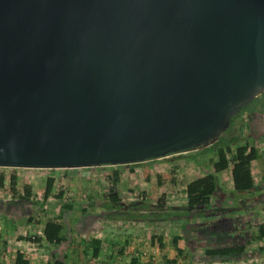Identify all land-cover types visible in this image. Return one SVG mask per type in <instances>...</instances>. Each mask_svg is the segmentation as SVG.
Listing matches in <instances>:
<instances>
[{
	"label": "water",
	"instance_id": "obj_1",
	"mask_svg": "<svg viewBox=\"0 0 264 264\" xmlns=\"http://www.w3.org/2000/svg\"><path fill=\"white\" fill-rule=\"evenodd\" d=\"M263 93L264 0H0V168L196 152Z\"/></svg>",
	"mask_w": 264,
	"mask_h": 264
},
{
	"label": "rangeland",
	"instance_id": "obj_2",
	"mask_svg": "<svg viewBox=\"0 0 264 264\" xmlns=\"http://www.w3.org/2000/svg\"><path fill=\"white\" fill-rule=\"evenodd\" d=\"M263 99L264 94H259L244 110L251 109ZM239 116L238 113L232 118L228 128L237 124ZM224 140L219 141V145ZM233 151L234 146L231 147V153ZM230 156H227L228 159ZM209 157L206 156L203 162L195 161L189 165L177 164L178 158L174 156L139 165L119 166L116 169L117 178L113 176L110 167L61 170L0 168V264H10L12 255L19 249L33 251L47 247L41 234V227L47 221L63 226L61 242L56 246L50 245L53 249L64 247L68 238L66 227L75 225L80 233L83 229L78 223L85 221L93 231L88 238L96 239V235L106 233V249L110 248L113 256L124 255L123 264H197L198 260L211 262L213 260L203 256L204 249L210 246L201 248L195 243L202 245L206 241L222 240L228 244L244 246L242 257H230L231 260L227 261L229 264H264V241L254 243L249 240L255 226L264 222V207L256 206L258 198L255 194L237 193L233 188H228V209L216 218L207 220L205 230L197 231L194 228L191 233L188 231V219H179L186 216L191 217L192 222L200 219L198 213L185 209L183 186L201 174H211L208 170ZM257 169L258 165L254 163L252 172L255 180H258ZM11 177L14 178L13 186L10 183ZM48 178L53 179V184L48 198H44ZM25 186L29 188V197L23 200ZM110 195L116 196L115 202L109 199ZM160 197L164 201V208L156 206V200ZM64 206L70 208L64 209L63 216L59 217ZM211 209L215 213L221 211L215 205ZM155 214L162 215L163 220L151 216ZM159 231L170 237H174L175 233L183 235L181 254H176L171 241L163 252L150 249V243L158 247V237L154 233ZM195 231L198 237H194L192 242L188 241L191 239L189 235H195ZM212 231L223 233L211 235ZM83 239L80 238L79 244L88 248L87 241L83 242ZM75 242L76 239H73L72 243ZM258 246L263 252L258 250ZM87 255L89 262L92 257L91 254Z\"/></svg>",
	"mask_w": 264,
	"mask_h": 264
},
{
	"label": "crops",
	"instance_id": "obj_3",
	"mask_svg": "<svg viewBox=\"0 0 264 264\" xmlns=\"http://www.w3.org/2000/svg\"><path fill=\"white\" fill-rule=\"evenodd\" d=\"M264 94V93H263ZM237 125L240 126V133H234L233 132V136H236L237 139L240 141L239 145H246L247 149L249 148H254L256 150L257 153V158L256 160L252 161L250 164V172L254 181V189L252 191L251 194H255V197L258 198L256 203V206H258L259 208L264 207V99L260 100L257 104H255L251 109L249 110H245L242 113V117L240 119H238ZM246 132V133H244ZM241 143V144H240ZM200 151V150H199ZM196 151L197 153L194 154L195 152L192 153H187V154H183L180 155L179 157H177V164L179 165H183V164H192L195 163V161H199V162H203L204 158H206V156L210 155V160L211 161H215L216 157L214 152L212 151ZM256 163L258 165V169H257V179L255 180V177L253 176V172H252V166L253 164ZM208 170L211 171L212 174V168L209 165L208 166ZM207 170V171H208ZM230 170V171H229ZM207 173V172H206ZM210 173V172H209ZM207 174H201L200 176L191 179L189 181H187L183 188L185 187L186 184H188L189 182L196 180L198 178H201ZM227 181V182H226ZM228 188H233V190L235 191V187H234V182H233V175H232V166H228L225 170L221 171L220 173H218L216 175V190L214 192V194L212 195L210 202H209V206L210 208L213 207L214 205L216 206L217 209H220V212L217 213H213L210 214L211 216H206L204 218H200V219H196L197 224H204V222H206L207 220L213 218H216L218 215H221L223 213L226 212V210L228 209L226 206V202L228 201V197H227V193L226 190ZM243 194V193H242ZM263 222V221H262ZM192 223V222H191ZM180 224H182V221H180ZM190 224V223H189ZM79 226H81V228L83 229L80 233L78 232L77 229H75V225H71L69 227H66V236H68V238L66 239V241L64 242V247H62L61 249H53L52 246L47 245L44 246V248L36 250L33 249V251H22L19 249V253L22 254L23 259L27 260L28 264H50L53 260H59L62 261L64 264H91V262H100V264H123L125 262V257L124 255L122 256H113L110 251L111 249H106V243L104 236H106V233L101 232L99 235H96V239H98L100 241V250H99V254L96 258H92L91 261H87L86 257H89L88 255L86 256V253L90 255V249L87 248L85 245H81L79 244V240L80 238H87L89 237L90 234L93 233L91 227L88 226V223H78ZM100 227V226H99ZM80 228V229H81ZM97 228V227H96ZM90 229V230H89ZM42 230V227H41ZM86 231V232H84ZM160 233H154L158 238L161 239V243L163 244V248L162 249H158V247L156 246V244H149L150 249L153 250H160V251H164L166 249V247L169 245V242L171 241L170 236H168L166 233H161V231H159ZM73 233V234H72ZM75 233V234H74ZM86 233V234H85ZM218 233H223L222 231H217V232H210L211 235H217ZM71 236V237H70ZM174 236H182L183 235L181 233H175ZM194 237H198L195 236L194 234L191 235V239L188 240L190 242H192L191 240L194 239ZM76 239L75 243H72V240ZM184 239V237H183ZM180 242H182L184 244L183 240H178L177 241V247L179 249H183L182 244H180ZM200 245L201 248H203L204 246L206 247V245H209V248H222L224 246H229L231 244H228V242H226V240H222L221 241H206L204 243L199 244V243H195ZM130 246V245H129ZM204 247V248H205ZM132 248V247H130ZM127 248L126 249H130ZM42 250V252H40ZM113 250V249H112ZM44 251V252H43ZM47 252V253H46ZM14 253V252H13ZM110 253V254H108ZM115 253V251H114ZM14 255V254H13ZM12 255V258L10 260V264L14 263V256ZM201 257V256H200ZM201 259V258H200ZM213 260V259H211ZM204 262V263H203ZM197 264H229L228 262H219L217 260H213V261H201L198 260Z\"/></svg>",
	"mask_w": 264,
	"mask_h": 264
},
{
	"label": "trees",
	"instance_id": "obj_4",
	"mask_svg": "<svg viewBox=\"0 0 264 264\" xmlns=\"http://www.w3.org/2000/svg\"><path fill=\"white\" fill-rule=\"evenodd\" d=\"M224 133L223 136L219 138V140L212 144L211 146L200 150L201 151H212L215 154L216 160L209 161L210 166L212 168V174L205 175L201 178L193 180L185 185L183 189V195L185 200V209L187 211H192L198 213L200 218H204L206 216H211L215 212L209 206L210 199L216 190V175L221 171L225 170L229 164L232 166V175L233 182L235 187V192L243 193V194H251L254 189V181L250 172V164L252 161L256 160L257 153L252 148L247 149L246 145H239V140L233 134ZM224 140L223 144L219 145V141ZM234 146V151L231 153V147ZM228 155H231L228 159ZM180 156V155H179ZM178 157V156H176ZM173 158V157H172ZM133 166V165H131ZM112 169V174L115 178L118 177L117 168L118 167H110ZM14 178L11 177V186H13ZM1 182V179H0ZM53 184V179L48 178L45 183V189L43 192L44 198H48L51 188ZM24 190V199L26 200L29 197V188L25 186ZM109 199L113 202L116 201L115 195H110ZM156 206L159 208H164V201L160 197L156 200ZM69 206H64L60 210V216H63V210L69 209ZM160 211V209H159ZM161 212V211H160ZM159 214V213H158ZM156 216V220H163L162 215H151ZM215 217V216H214ZM179 219H188L190 225H188V231L192 233V229L195 230H205V222L204 224H197L196 222H192V218L186 216L184 218ZM192 222V223H191ZM208 224V223H207ZM62 225L52 223L47 221L44 223L41 234L44 242L48 245H58L61 242L60 233L62 231ZM196 232V231H195ZM203 233H200V235ZM191 236V235H189ZM195 236H198V232L195 233ZM153 237H151V240ZM158 240V248L162 249L163 244L161 243V239ZM178 240H183L182 236H174L171 238V245L174 248L177 255L181 254V250L176 246ZM251 242L257 243L264 241V222L258 223L254 232L250 235ZM89 245L88 248L91 250V257L96 258L99 254L100 250V241L98 239H89L88 237L83 239V242H86ZM260 252H263L260 246L257 247ZM244 246L243 245H229L224 246L222 248H205L203 252V256L209 259L217 260L219 262H227L230 261V257H238L239 255H243ZM134 261V260H133ZM13 264H28L27 260L23 259L21 253L16 252L14 257ZM50 264H64L62 261L53 260Z\"/></svg>",
	"mask_w": 264,
	"mask_h": 264
},
{
	"label": "flooded vegetation",
	"instance_id": "obj_5",
	"mask_svg": "<svg viewBox=\"0 0 264 264\" xmlns=\"http://www.w3.org/2000/svg\"><path fill=\"white\" fill-rule=\"evenodd\" d=\"M245 110H244V108L239 112V114H240V116H239V119L242 117V113L244 112ZM227 132V134L229 135H231V134H233V132L235 133H240L241 131H240V126L239 125H233L231 128H226V131H225V133ZM238 257H242V255L240 256H238Z\"/></svg>",
	"mask_w": 264,
	"mask_h": 264
}]
</instances>
